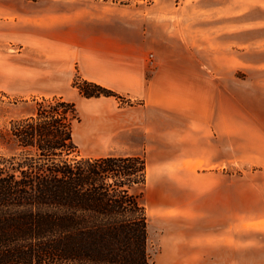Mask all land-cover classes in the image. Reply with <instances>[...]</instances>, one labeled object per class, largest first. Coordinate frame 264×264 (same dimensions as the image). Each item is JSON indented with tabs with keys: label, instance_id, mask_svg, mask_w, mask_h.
Returning <instances> with one entry per match:
<instances>
[{
	"label": "rangeland",
	"instance_id": "rangeland-1",
	"mask_svg": "<svg viewBox=\"0 0 264 264\" xmlns=\"http://www.w3.org/2000/svg\"><path fill=\"white\" fill-rule=\"evenodd\" d=\"M37 1L43 2L42 7L61 9L69 0H0V70L5 72L0 82V130L35 109L36 98L22 97L11 89L12 58L19 46L11 42L15 30L6 21L18 12H34ZM99 3L115 12L117 34L136 40L146 31L149 48L144 55L150 59L213 58L215 52L200 33L226 34L242 26L237 18L240 13L226 9L219 0ZM15 29L21 33L25 28ZM193 33L195 42L190 41ZM247 57L257 61L260 56L251 52ZM201 70L211 76H227V80L211 84V107L205 106L202 114L209 125L201 129L198 112L188 117L164 115V130L147 131L164 139H149L145 123L139 122V111H129V103L127 114L123 110L110 113L111 122L84 137L86 121L77 110L79 121L73 128L77 156L135 154L145 159L148 180L153 181L146 179L145 185L132 191L140 196L148 217L150 264H237L236 252L241 249L244 253L238 264H264V68L229 65L227 69ZM78 78L75 74L73 81ZM189 85L199 89L207 84ZM177 86L174 83L173 89L178 91ZM113 99L125 106L126 100ZM194 116L197 129L183 130L185 119L190 123ZM168 126L180 130L169 131ZM0 153H5L1 147Z\"/></svg>",
	"mask_w": 264,
	"mask_h": 264
},
{
	"label": "trees",
	"instance_id": "trees-1",
	"mask_svg": "<svg viewBox=\"0 0 264 264\" xmlns=\"http://www.w3.org/2000/svg\"><path fill=\"white\" fill-rule=\"evenodd\" d=\"M84 98L124 99L73 81ZM34 112L0 130V264H150L140 155L77 156L74 102L34 99Z\"/></svg>",
	"mask_w": 264,
	"mask_h": 264
},
{
	"label": "crops",
	"instance_id": "crops-1",
	"mask_svg": "<svg viewBox=\"0 0 264 264\" xmlns=\"http://www.w3.org/2000/svg\"><path fill=\"white\" fill-rule=\"evenodd\" d=\"M37 3L40 5L33 6L34 12H18V16L6 21L15 30L11 33V42L19 46L12 58L11 89L22 97L56 96L74 102L86 121L84 137L95 129H102V124L111 122L110 113L123 110L127 114L129 103V111H139V122L145 123L143 128L149 139H164L147 132L164 130V115L181 113L188 117V114L198 112L202 129L210 123L202 114L205 106L211 107V84L227 80V76H211L203 73L201 68L227 69L229 65L264 68V0H219L226 9L240 13L237 18L242 26L226 34H210L208 30L200 33L215 52L213 58L161 60L144 55L149 48L145 30L136 40L126 34H117L115 12L107 11L99 0H69L64 2L68 6L61 9L51 6L46 9L41 6L42 1ZM248 15H252L251 19L247 18ZM241 16L247 17L242 19ZM124 23L128 24L127 21ZM16 27L25 28L24 32L16 33ZM195 36L190 41L195 42ZM229 36L231 39L227 40ZM229 51L234 54L228 55ZM251 52L260 56L257 61L249 60L247 53ZM230 59L235 61L230 63ZM75 74L79 79L98 83L122 95L125 106L113 97H82L72 86ZM4 75L5 72L0 70V82H3ZM174 83L178 85V91L173 89ZM196 83L207 85L199 89L189 85ZM184 91L186 95L181 93ZM195 119L194 116L188 123L186 118L182 129H197L193 126ZM124 121L127 123V117ZM166 129L180 130L179 126ZM148 178L147 174V181H153ZM243 253L244 250H237V264Z\"/></svg>",
	"mask_w": 264,
	"mask_h": 264
},
{
	"label": "built area",
	"instance_id": "built-area-1",
	"mask_svg": "<svg viewBox=\"0 0 264 264\" xmlns=\"http://www.w3.org/2000/svg\"><path fill=\"white\" fill-rule=\"evenodd\" d=\"M150 56H152V54Z\"/></svg>",
	"mask_w": 264,
	"mask_h": 264
}]
</instances>
